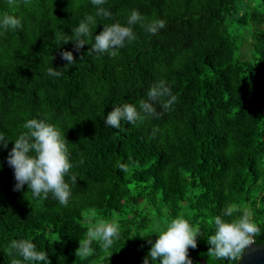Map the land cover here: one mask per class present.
I'll use <instances>...</instances> for the list:
<instances>
[{
  "label": "trees",
  "instance_id": "obj_1",
  "mask_svg": "<svg viewBox=\"0 0 264 264\" xmlns=\"http://www.w3.org/2000/svg\"><path fill=\"white\" fill-rule=\"evenodd\" d=\"M111 18L125 24L132 10L165 28L136 39L115 55L79 51L73 29L96 9L90 0H0V15L21 26L0 32V131L15 139L27 119L44 118L65 133L71 185L67 206L51 194L35 199L14 190L7 148L0 146V264L16 259L12 240L30 239L51 264H143L158 228L183 216L200 231L189 248L193 264H234L209 253L213 218L264 212V0H106ZM68 41V42H67ZM91 42V41H90ZM76 63L68 65L64 51ZM53 67L59 75L50 77ZM164 80L175 96L167 109L153 104L134 124L104 125L114 105L139 107ZM123 165V168H121ZM70 182V181H69ZM120 225L105 251L76 253L88 229ZM256 243L264 242V222Z\"/></svg>",
  "mask_w": 264,
  "mask_h": 264
},
{
  "label": "clouds",
  "instance_id": "obj_2",
  "mask_svg": "<svg viewBox=\"0 0 264 264\" xmlns=\"http://www.w3.org/2000/svg\"><path fill=\"white\" fill-rule=\"evenodd\" d=\"M90 2L96 9L94 15L84 17L72 30L73 39L69 40L74 42L77 51L84 45L91 44L87 55L105 53L115 55L126 43L136 39L133 27L137 24L153 35L164 29L166 25V21L162 19L146 21L137 10H132L125 24L120 22L102 24L103 30L94 35L93 29L97 28V18H111V12L104 7L106 0H90ZM20 26L19 18L7 14L0 15V32L14 30ZM62 58L68 62L67 66L76 63L70 50L64 51ZM48 75L56 77L59 72L51 66ZM147 97L146 101L140 102L139 107L132 103L114 105L113 110L103 116L104 125L119 129L122 122L134 124L142 118V112L154 113V103L160 102L161 106L167 109L176 99L164 80L151 85ZM22 127L25 131L15 139H9L5 131H0V146L7 148L9 140L13 141L6 162L14 172L16 181L14 190H23L27 185V191L31 192L33 198L47 199L51 194L59 204L67 206L72 196L71 185L77 184V177L69 175L73 165L70 162L67 147L69 143L65 133L44 118L27 119ZM213 224L214 234L207 239L210 245L209 253L216 259L224 261L236 258L238 260L249 244L256 243L254 238L260 231L248 211L233 216L230 207L216 215ZM120 234V225L115 221H101L94 224L88 229L86 238L79 241L76 253L81 256L90 255L93 251L91 244L94 241L100 242L101 247L108 251L120 238ZM199 235L200 231L187 218L183 216L171 218L166 225L158 228V234L154 239H148L151 246L143 264H193L188 250L197 247ZM10 248L17 257L11 264H51L48 253L38 250L30 239L12 240Z\"/></svg>",
  "mask_w": 264,
  "mask_h": 264
},
{
  "label": "water",
  "instance_id": "obj_3",
  "mask_svg": "<svg viewBox=\"0 0 264 264\" xmlns=\"http://www.w3.org/2000/svg\"><path fill=\"white\" fill-rule=\"evenodd\" d=\"M199 264H211L205 259L197 258ZM234 264H264V242L249 244Z\"/></svg>",
  "mask_w": 264,
  "mask_h": 264
},
{
  "label": "rangeland",
  "instance_id": "obj_4",
  "mask_svg": "<svg viewBox=\"0 0 264 264\" xmlns=\"http://www.w3.org/2000/svg\"><path fill=\"white\" fill-rule=\"evenodd\" d=\"M252 218H253L254 222H255L257 225H259V224H261L262 222H264V212H262L261 214H259L258 217H253V216H252Z\"/></svg>",
  "mask_w": 264,
  "mask_h": 264
}]
</instances>
